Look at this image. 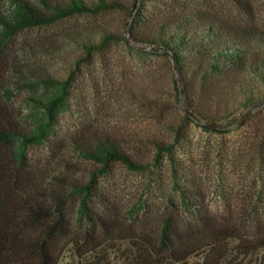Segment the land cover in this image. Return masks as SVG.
Segmentation results:
<instances>
[{"label":"trees","instance_id":"trees-1","mask_svg":"<svg viewBox=\"0 0 264 264\" xmlns=\"http://www.w3.org/2000/svg\"><path fill=\"white\" fill-rule=\"evenodd\" d=\"M140 1L127 6L124 0H0V264H58L68 250L80 258L92 257V264H107L108 251L121 252L122 264H176L198 254L203 256L202 264H234L252 253L264 264V217L256 213V203L243 208L248 215L220 217L189 186L179 184L185 178L175 172L180 201L189 214L172 210L150 232L133 224H115L100 212L89 213L88 205L96 196V172L81 181L46 175L30 163L29 146L53 131L66 104L69 82L40 72L7 50V44L25 28L80 13L128 10L127 38L173 59L176 99L189 120L204 129L228 131L236 110L253 112L252 118L264 117L256 116L264 114V27L178 1L153 0L165 7L150 17L142 12ZM99 36L98 41L92 36L81 40L86 55L100 50L117 34L106 31ZM41 85L50 93L33 97L36 102L26 116L30 124L23 125L13 101L15 90ZM80 134L73 149L100 164L101 173L113 162L134 169L143 166L110 133ZM154 144L158 153L165 151L175 162L174 143L160 140ZM73 196L79 199L76 222L66 207ZM252 224L251 235H245Z\"/></svg>","mask_w":264,"mask_h":264},{"label":"rangeland","instance_id":"rangeland-1","mask_svg":"<svg viewBox=\"0 0 264 264\" xmlns=\"http://www.w3.org/2000/svg\"><path fill=\"white\" fill-rule=\"evenodd\" d=\"M124 1L131 6L134 0ZM175 1L264 27V0H244L248 1L244 5L234 0H163L165 4ZM140 2L142 12L150 17L165 7L153 0ZM129 20L124 9L80 13L25 28L9 40L7 50L11 53L42 73L69 82L66 104L53 131L42 142L29 146L32 166L46 175H66L81 181L96 172V196L88 205L89 213L100 212L122 226L133 224L154 232L161 218L172 210L188 216L175 185V172L185 178L177 179L179 184L189 186L216 215H248V209L243 208L256 203V213L264 217V117L252 118L253 112L236 110L233 127L224 133L208 131L189 120L190 115L175 96L171 57L129 40ZM106 31L117 37L86 55L81 40L92 36L98 41ZM49 93L50 89L42 85L16 88L13 101L23 125L30 124L26 116L36 102L33 97ZM96 132L110 133L126 144L143 166L134 169L113 162L101 173L100 164L80 156L72 145L80 133ZM160 140L174 143L175 162L165 151L157 152L154 142ZM78 205L77 196L68 198L66 207L73 222L79 219ZM247 230L250 232L245 235H251L254 225ZM106 256L107 264L124 262L121 252L108 251ZM237 260L234 264H259L256 253ZM202 261L198 254L176 264ZM92 262V257L80 258L68 250L58 264Z\"/></svg>","mask_w":264,"mask_h":264},{"label":"water","instance_id":"water-1","mask_svg":"<svg viewBox=\"0 0 264 264\" xmlns=\"http://www.w3.org/2000/svg\"><path fill=\"white\" fill-rule=\"evenodd\" d=\"M172 63H173V68L176 71L177 68H176V64L174 63L173 59H172Z\"/></svg>","mask_w":264,"mask_h":264}]
</instances>
